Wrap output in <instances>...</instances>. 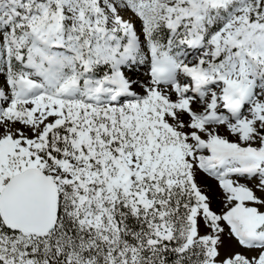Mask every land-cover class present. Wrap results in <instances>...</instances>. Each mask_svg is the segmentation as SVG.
Segmentation results:
<instances>
[{"label": "snow or ice", "instance_id": "obj_1", "mask_svg": "<svg viewBox=\"0 0 264 264\" xmlns=\"http://www.w3.org/2000/svg\"><path fill=\"white\" fill-rule=\"evenodd\" d=\"M0 264H264V0H0Z\"/></svg>", "mask_w": 264, "mask_h": 264}]
</instances>
